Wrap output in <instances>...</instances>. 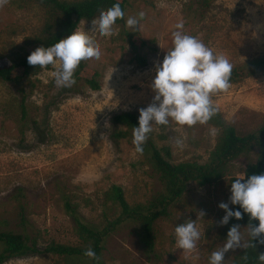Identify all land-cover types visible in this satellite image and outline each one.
<instances>
[{
  "label": "rangeland",
  "instance_id": "obj_1",
  "mask_svg": "<svg viewBox=\"0 0 264 264\" xmlns=\"http://www.w3.org/2000/svg\"><path fill=\"white\" fill-rule=\"evenodd\" d=\"M188 2L128 0L124 23L113 25L111 37L94 33L92 20H81L77 30L92 36L101 52L98 60L85 61L99 73V89L82 81L58 87L52 73L59 62L30 72L19 83L0 80V229L36 236L40 250L1 264H76L43 251L51 241L78 242L66 201L86 221L100 223L104 213L108 217L118 213L102 200L111 184L120 185L130 203L147 200L161 189L156 171L135 151L133 129L125 137H116L126 127L112 118L124 111L138 118L139 110L153 102L155 66L172 47L171 33L179 20L184 21L185 33L223 54L233 66L264 56V0H213L198 19L186 9ZM141 11L144 16L138 28H127L126 19ZM44 12L29 1L6 0L0 5L2 61L18 60L35 50L24 41L41 26ZM124 30L136 31L145 42L138 49L143 64L135 60ZM211 100L238 134L255 131L264 123V68L230 83L226 91L213 93ZM210 129L216 130L214 135ZM218 133V127L208 122L189 127L170 121L153 124L149 135L158 146L170 148L172 162H204ZM178 139L182 147L177 146ZM254 159V154L233 159L227 175L216 183H188L170 205L168 216L155 220L151 252L140 243L132 224L120 225L105 239L103 264H208L211 252L225 242L219 236L225 211L218 205L226 202L231 207L228 178L243 176L247 162ZM190 219L201 236L192 251H185L175 243L174 228ZM239 228L246 243L248 229ZM242 248L226 252L223 264H231Z\"/></svg>",
  "mask_w": 264,
  "mask_h": 264
},
{
  "label": "trees",
  "instance_id": "obj_2",
  "mask_svg": "<svg viewBox=\"0 0 264 264\" xmlns=\"http://www.w3.org/2000/svg\"><path fill=\"white\" fill-rule=\"evenodd\" d=\"M35 2L44 8V18L41 26L32 36L26 37L24 44L37 47H47L57 40L76 31L81 20H92L100 12L106 11L115 3H119L125 13L128 0H21ZM213 0H192L186 4V9L193 13L198 19L205 8ZM125 17V16H124ZM124 17L117 19V24L124 23ZM136 31L124 30L125 39L130 48L135 53V60L143 64L145 59L138 54V49L145 45L135 33ZM29 55V54H28ZM13 61H2L0 57V80L10 83H19L30 72H35L41 67L30 65L27 56ZM46 66L45 68L50 67ZM264 68V56L252 58L245 63L233 66L230 76V83L240 81L242 78L252 75ZM99 73L88 67L85 61H81L74 71L75 83L82 81L91 89H99ZM22 118L25 110L21 108ZM113 122L126 127L123 131H117L116 137H125L129 130L138 126V118L132 112H120L113 116ZM213 126L218 127L219 133L216 142L210 150L204 162L196 160H185L172 162L170 160L171 151L166 145L158 146L154 139L148 134L147 140L143 144L141 155L150 163L158 175L161 189L142 202L130 203L125 197L120 185L111 184L102 194V200L109 202L118 213L113 217L103 214V221L92 223L71 206L67 201L65 207L73 218L74 232L78 242L76 244L49 242L44 248L46 253H54L68 258L71 262L79 264H103L101 259L105 239L120 225L130 223L138 240L147 252L154 248V222L160 217L168 216L170 205L178 199L185 191L188 183L195 182L199 185L213 184L223 179L228 172L229 163L241 156L254 154L255 159L249 160L243 172V178L247 179L253 174H264V123L255 131L244 135L238 134L234 127L227 123L219 110L208 121ZM24 133L21 131V136ZM236 179L234 176L228 178L229 184ZM232 209H239V205H232ZM242 217L230 218L227 224H223L220 231V238L226 240L227 232L233 225L256 226L257 219H251L249 214L243 213ZM20 222L26 221L22 217ZM247 238L246 247L234 254L231 264H257V256L264 253V244L258 243V238L253 240ZM95 251L98 259L89 258L84 255L86 249ZM40 252L37 246L36 236H30L24 230L15 232L12 230L0 229V264L13 258L24 256L29 253Z\"/></svg>",
  "mask_w": 264,
  "mask_h": 264
},
{
  "label": "clouds",
  "instance_id": "obj_3",
  "mask_svg": "<svg viewBox=\"0 0 264 264\" xmlns=\"http://www.w3.org/2000/svg\"><path fill=\"white\" fill-rule=\"evenodd\" d=\"M6 0H0L3 5ZM144 12L129 16L126 27L135 30ZM124 12L119 3L113 4L106 11L100 12L91 21L94 33L101 37H111L114 34L113 25L117 19L123 18ZM171 33L172 47L167 50L162 61L155 66L151 88L154 90L153 102L139 110L138 126L132 131V143L135 151L141 153L143 144L152 131L153 124L168 125L170 121L189 127L208 122L218 111L212 102L211 95L226 91L230 87V76L233 65L223 55L213 51L201 40L183 31L184 21L175 24ZM100 49L94 43L92 36L84 31H72L66 37L57 40L47 47H37L27 56L30 65L45 68L57 65L52 73L58 87L67 88L75 83L74 71L81 61L98 60ZM215 134V129H210ZM182 147V140L176 141ZM238 176L232 180L229 201L239 205L243 213L249 214L250 220L257 219L256 226L248 227V237L252 245L258 238V243L264 244V174H253L247 179ZM225 214L220 224H227L230 218L240 219L242 212L232 209L226 202L218 205ZM175 243L179 249L192 251L200 239L201 232L194 220L179 223L174 228ZM246 247L244 236L238 225L229 228L222 247L212 251L208 264H223L225 253L230 249ZM84 255L98 259L93 249L85 250ZM257 264H264V253H259Z\"/></svg>",
  "mask_w": 264,
  "mask_h": 264
}]
</instances>
